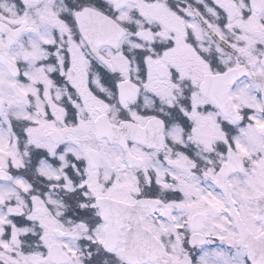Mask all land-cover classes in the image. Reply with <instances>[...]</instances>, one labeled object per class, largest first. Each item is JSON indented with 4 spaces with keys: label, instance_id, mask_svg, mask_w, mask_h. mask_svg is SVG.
Returning <instances> with one entry per match:
<instances>
[{
    "label": "snow or ice",
    "instance_id": "snow-or-ice-1",
    "mask_svg": "<svg viewBox=\"0 0 264 264\" xmlns=\"http://www.w3.org/2000/svg\"><path fill=\"white\" fill-rule=\"evenodd\" d=\"M0 264H264V0H0Z\"/></svg>",
    "mask_w": 264,
    "mask_h": 264
}]
</instances>
